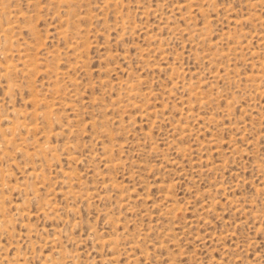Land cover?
<instances>
[{
    "label": "rangeland",
    "instance_id": "rangeland-1",
    "mask_svg": "<svg viewBox=\"0 0 264 264\" xmlns=\"http://www.w3.org/2000/svg\"><path fill=\"white\" fill-rule=\"evenodd\" d=\"M0 264H264V0H0Z\"/></svg>",
    "mask_w": 264,
    "mask_h": 264
},
{
    "label": "bare ground",
    "instance_id": "bare-ground-1",
    "mask_svg": "<svg viewBox=\"0 0 264 264\" xmlns=\"http://www.w3.org/2000/svg\"><path fill=\"white\" fill-rule=\"evenodd\" d=\"M59 0H57V2H58ZM68 3V2H67ZM4 7V6H3ZM3 10H5V9H3ZM166 19V18H165ZM167 22V21H166ZM68 25V24H67ZM69 32V31H68ZM198 33V32H197ZM66 34V33H65ZM6 44V43H5ZM6 66V65H5ZM7 69V68H6ZM9 82V81H8ZM8 90V89H7ZM32 128V127H31ZM37 143V142H36ZM69 146V145H68ZM107 146V145H106ZM39 147V146H38ZM42 147V146H41ZM74 147V146H73ZM108 148V147H107ZM103 149H105V147H103ZM38 150V149H37ZM115 150V149H114ZM104 152H106V151H104ZM28 156H29V154H28ZM109 161V160H108ZM114 166V165H113ZM4 177H6V176H4ZM6 178H8V177H6ZM77 181V180H76ZM74 193H76V192H74ZM170 210H171V208H169Z\"/></svg>",
    "mask_w": 264,
    "mask_h": 264
}]
</instances>
